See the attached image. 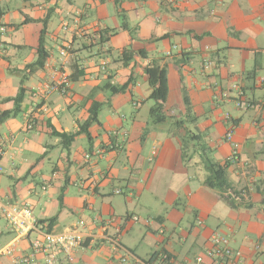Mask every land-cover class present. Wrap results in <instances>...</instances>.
I'll return each mask as SVG.
<instances>
[{
    "label": "crops",
    "instance_id": "0c3cea01",
    "mask_svg": "<svg viewBox=\"0 0 264 264\" xmlns=\"http://www.w3.org/2000/svg\"><path fill=\"white\" fill-rule=\"evenodd\" d=\"M0 9V114L26 90L22 123L0 124V200L27 206L44 230L20 238L0 214V264H27L21 259L35 240L68 230L83 245L70 257L53 251L50 264H147L161 254L171 264H197L218 232L241 252V264H264V0H0ZM49 12V57L32 71ZM122 12L129 31L121 29ZM26 19L35 22L22 25ZM104 30L117 33L101 43ZM154 62L166 68L169 85L167 121L158 125L144 71ZM75 72L84 75L65 95L57 92L64 101L48 92ZM129 79L123 94L105 89ZM93 102L103 104L101 126L65 149L49 124L75 133ZM194 137L227 165L231 192L242 200L206 185ZM55 217L51 227L40 223ZM11 245L13 254H1ZM29 264L49 263L38 255Z\"/></svg>",
    "mask_w": 264,
    "mask_h": 264
},
{
    "label": "trees",
    "instance_id": "16d2710c",
    "mask_svg": "<svg viewBox=\"0 0 264 264\" xmlns=\"http://www.w3.org/2000/svg\"><path fill=\"white\" fill-rule=\"evenodd\" d=\"M117 4L121 2V0H115ZM3 14V11L0 9V18ZM51 14L50 12L45 17L44 20H42L43 24V30L40 35L39 39V46L37 49V60L32 64L27 66L28 69H31L32 71L40 70L44 68L47 59L49 57L48 51L46 49V35L48 30V23L50 21ZM121 18V29L129 31V25L127 21V16L124 12L120 15ZM34 20L26 19L25 22L22 25L34 23ZM20 25V26H22ZM15 26V27H20ZM117 33L116 30H104L100 33L101 35V43H106L109 41L111 37H113ZM132 53L131 51L125 52L123 54V63L124 66H128L129 62L132 60L131 57H128V54ZM144 57V54H139ZM145 74L148 77L149 85L151 89L153 90V93L151 95V100L155 101V105L150 110V118L152 119V122L156 125L165 123L167 121V116L164 112L165 105L167 103L168 95H169V85H168V72L166 68H162L158 63L154 62L151 65H148L145 68ZM84 73H73L71 75V80H69V87L70 82L74 83L80 80L81 77H83ZM132 80L129 79L124 85L122 86H113L111 84H107L105 86V89L108 90L112 96H116L119 94L125 93L129 86L131 85ZM69 87L67 90V93L69 91ZM61 93V92H59ZM65 95V94H64ZM26 96V90L24 88H21L18 95L14 99H10L9 101L14 102V108L12 110L5 111L0 114V124H3L7 120L18 116L21 113V107L24 102ZM184 101L185 105L187 106V111L190 112V103L188 96L184 95ZM103 107V104L99 102H93L92 106L89 109V118L88 120L82 124L79 127V131L75 133H62L57 131L51 124H49V128L51 130V134L55 137H58L62 141V145L65 149H69V147L72 145V143L76 140V138L81 135L85 134L88 138V140H91V135L89 133V128L92 125H99L101 126V122L99 121V113ZM36 119H34L35 121ZM185 123V121L178 122V125H182ZM144 139V138H143ZM193 142L197 143V146L199 147L200 153H201V160L204 165L205 170L208 173V178L206 180V185L214 190H217L221 193L222 197L225 199H228V192L231 191V185L227 178V165H221L217 162H215L211 158V150L201 142L200 138L194 137L192 138ZM201 143V144H200ZM236 195H240L239 193L232 191ZM227 195V197L225 196ZM231 199V197H229ZM229 199V200H230ZM60 202H62V196L60 197ZM62 206V205H61ZM57 220V217L52 218L47 221L40 222L41 224H45L46 222L49 223V227H51Z\"/></svg>",
    "mask_w": 264,
    "mask_h": 264
},
{
    "label": "built area",
    "instance_id": "2783aa9c",
    "mask_svg": "<svg viewBox=\"0 0 264 264\" xmlns=\"http://www.w3.org/2000/svg\"><path fill=\"white\" fill-rule=\"evenodd\" d=\"M206 67L209 68L210 64L206 62ZM69 87L68 77H64L61 82L53 84L48 87V92H61L66 94ZM223 98L227 101L230 98L228 92L223 94ZM237 106L241 104L237 103ZM229 119V116L226 118ZM34 125L32 118L29 121L28 128L31 129ZM233 133L229 132L226 136L228 140H232ZM2 152L0 151V155ZM228 196L234 201L242 200L241 195H236L229 191ZM0 214L5 218L10 227L18 234V237H26L32 231L43 230L33 216L32 211L27 206H14L4 203L0 200ZM44 231V230H43ZM211 248H209L204 255L197 257V264H203L204 258L207 257L213 261V264H241L242 254L239 250H235L230 246V240L222 233H215L210 240ZM83 245L82 236L77 230H68L62 234H53L45 232L42 240H35L31 246V253L21 259L23 263L29 264L38 255H44L46 261L50 264L54 262L53 251L61 252L62 254L70 257L76 249ZM15 251L14 245H11L4 250L1 254H13ZM147 264H171V258L167 254H161L153 262Z\"/></svg>",
    "mask_w": 264,
    "mask_h": 264
},
{
    "label": "rangeland",
    "instance_id": "374dc122",
    "mask_svg": "<svg viewBox=\"0 0 264 264\" xmlns=\"http://www.w3.org/2000/svg\"><path fill=\"white\" fill-rule=\"evenodd\" d=\"M6 5H7V4H5L4 8L6 7ZM9 7H10V6H9ZM10 8H11V7H10ZM55 96L59 97L61 100L64 101L63 97H62L59 93L56 92V93H55ZM125 112H127V111L125 110ZM104 114H105V110L102 111V113H101V118H102V117L104 118V116H105ZM127 115H128V112H127ZM228 116H229V114L226 113V114L224 115L225 119H226ZM16 118H17L18 121H20V122L22 123V119H20V118H21L20 115H18V116H16V117H13V118H11V119H16ZM3 129H4V128H3ZM29 134H30V133H29ZM24 135L26 136L25 133H23V134L21 135V137L19 136V138H18V140H17V142H16V145H15L16 147H20V146L22 145V142H23V139H24V138H23ZM22 149L25 151V152H24V155H26V156H32L31 153H28V150H26L25 147H23ZM6 151H7L6 159L12 157V155H13L12 152H14V150H11L10 147H9V145H7V149H6ZM4 162H6V161L3 160V162H2L1 165H0V168H1V169L4 168ZM8 183H9V182H8ZM26 185H27V183H26ZM39 190H40V189H39Z\"/></svg>",
    "mask_w": 264,
    "mask_h": 264
}]
</instances>
